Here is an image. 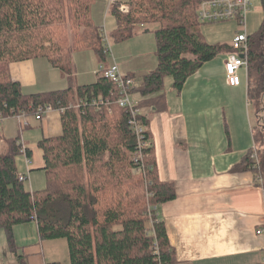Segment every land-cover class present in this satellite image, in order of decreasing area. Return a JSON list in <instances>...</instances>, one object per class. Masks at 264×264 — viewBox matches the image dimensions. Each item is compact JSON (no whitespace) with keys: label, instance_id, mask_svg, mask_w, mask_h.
<instances>
[{"label":"trees","instance_id":"16d2710c","mask_svg":"<svg viewBox=\"0 0 264 264\" xmlns=\"http://www.w3.org/2000/svg\"><path fill=\"white\" fill-rule=\"evenodd\" d=\"M94 1L0 0V115L35 117L37 108L48 104L65 109L62 134L37 142L44 163L40 168L46 173V186L41 190L27 189V176L23 173L25 179L19 180L15 167L14 158L21 153L17 141L28 121L25 126L17 122L14 137L5 138L0 127V139L6 142L0 152V229L14 253L18 247L13 226L35 221L40 239L66 240L69 264H159L157 257L166 264L173 260L172 249L156 207L174 198L173 183L156 175L152 147L146 150L145 175L132 173L129 153L135 147V137L127 124V111L115 102L118 90L112 81L100 74L93 83L72 84L73 51L91 50L99 61L106 59L102 26L91 16ZM202 1L127 0L126 13L119 11V0L109 5L108 12L115 20L109 36L115 42L132 38L139 25L155 26L157 66L131 90L139 95L138 105L161 110L166 77L179 92L205 62L234 51L230 43L204 39L197 18ZM261 6L263 17L258 28L247 34L246 53L254 146L234 169L256 173L264 194V120L259 121L264 111V0ZM34 57H45L59 68L69 85L48 92H23L19 82L12 80L9 64ZM99 97L110 100V109L96 110L90 104ZM139 121L147 123L142 116ZM145 135L149 137L146 129ZM25 153L31 156L27 146ZM149 216L153 220L148 227Z\"/></svg>","mask_w":264,"mask_h":264},{"label":"crops","instance_id":"0c3cea01","mask_svg":"<svg viewBox=\"0 0 264 264\" xmlns=\"http://www.w3.org/2000/svg\"><path fill=\"white\" fill-rule=\"evenodd\" d=\"M253 2L246 16L250 26L255 27L254 32L263 11L261 5L259 9ZM146 28L149 32L153 30L151 25H141L138 33ZM237 31H240L238 23L226 40L215 42L229 45ZM128 42L124 41L127 45L122 69L133 82L140 77L133 85L136 87L144 74L156 68L157 57L155 55L149 64L144 58L133 60ZM81 51L87 50H76L71 55L74 87L93 83L101 74L94 70L97 76L93 80L85 81L79 76L77 78L83 82L77 81L76 67L85 61L77 55ZM224 59L223 52L205 62L186 79L179 92L171 86L168 92L165 89V106L161 110L139 105L141 116L147 120L146 125H142L148 131L156 175L162 181L172 182L175 190L174 198L156 207V216L164 222L172 249L173 260L166 264L264 263V232L258 233L264 227L263 188L253 171L234 169L254 146L255 120L247 98V73L241 71L240 83L229 85L225 79ZM104 61L106 64L102 63ZM104 61H99V65H110V60ZM146 64L148 68H142ZM9 73L25 93L48 92L69 85L61 70L45 57L11 62ZM130 92L133 96L130 97L138 101L139 95ZM61 115L59 109H52L41 119L30 118L32 123L29 119L27 128L40 133L38 140L60 136ZM37 142H26L32 157L28 169L44 165ZM13 237L21 251L13 255L22 256L23 259L18 260H26L24 264L59 262L44 252L45 240L40 239L35 221L14 225ZM4 259L0 252V264L6 263Z\"/></svg>","mask_w":264,"mask_h":264},{"label":"rangeland","instance_id":"374dc122","mask_svg":"<svg viewBox=\"0 0 264 264\" xmlns=\"http://www.w3.org/2000/svg\"><path fill=\"white\" fill-rule=\"evenodd\" d=\"M113 3L114 0H96L93 2L91 6V16L92 20L95 24L104 27L105 32L108 36V44H109V51L106 53V58L110 61H108V64H111L112 62H115L118 65L119 73L122 76H126V73L123 71V65H124V46L127 44H124V41L115 42L111 40L109 33L110 31L115 27V20L113 16L108 12L109 5ZM121 2H125L127 0H119ZM255 3V7H260V0H252ZM124 4V3H121ZM250 19L245 18V32L246 34H249L253 32L255 27L250 26L249 24ZM141 26V25H139ZM151 27H155L154 25H151ZM237 22L235 20L231 21H217V22H209V23H201V32L203 34L204 39L209 43H216L215 41L218 40H226L231 33V31L236 29ZM138 28V27H137ZM140 31V30H139ZM130 45V50L133 51V60H141V58H144L146 62L149 64V61L151 59H155V39L153 32H139L136 35H134L132 38L128 39ZM126 41V40H125ZM83 58V60L80 63H78L76 67V78L79 76L83 77V80L90 81L93 80L97 73H94L95 71H98V65H99V59L96 57L95 54L91 50L87 51H81L79 54ZM89 55L91 58H89ZM112 61V62H111ZM103 64H106V62H102ZM131 63V62H130ZM132 64V63H131ZM148 64L144 65L142 68L147 69ZM134 65V64H133ZM136 65V64H135ZM122 66V67H121ZM80 72V73H79ZM100 74V73H99ZM140 77L134 78V83L139 82ZM78 82H83L80 79L77 78ZM171 83V78L166 77L165 78V89L168 92L169 86ZM133 93V92H132ZM130 96H132L130 92ZM75 109H78L77 106H75ZM253 119L254 116L251 114ZM32 119L31 117H27V120ZM30 119V120H31ZM264 120V111L261 112V117L259 118L260 122H263ZM32 123V120H31ZM1 132L5 138L7 137H14L17 135V129H18V123L17 120L13 117H7L2 122H0ZM34 128H25L21 130V139L25 142L29 143H36L38 141V138L41 136L39 134L34 133ZM20 139V138H19ZM6 142L2 139H0V152H3L6 147ZM129 153V159H130ZM25 158L26 153H19L15 156V167L18 174L24 173L27 176L26 181H24V186L32 191L35 190H41L46 186V173L43 168L35 167L33 170H29L25 165ZM32 158L31 156L29 157ZM34 160V158H33ZM32 160V162H33ZM131 161V160H130ZM132 173L135 175H138L132 168ZM149 224L150 226L153 217L149 216ZM43 250L46 254H49L54 258L55 260H58L60 264H69V258H68V249H67V243L64 238L62 239H46L42 245ZM0 252L2 253V256L5 264H14L15 262H25L23 257L19 256L18 258H15L13 255L14 252H11L8 248L7 240H6V234L3 229H0ZM20 250L17 249L16 253L20 254ZM21 259V260H18ZM28 259V258H27Z\"/></svg>","mask_w":264,"mask_h":264},{"label":"built area","instance_id":"2783aa9c","mask_svg":"<svg viewBox=\"0 0 264 264\" xmlns=\"http://www.w3.org/2000/svg\"><path fill=\"white\" fill-rule=\"evenodd\" d=\"M112 1H110L111 3ZM252 6V0H203L197 10V18L201 23L217 22V21H227L235 20L238 23L240 31H237L230 41V45L234 51L228 53L224 59V71L226 82L235 86L241 81V71L247 73V58L246 53L248 50V39L245 32V18L247 12ZM119 11L126 13L129 9L127 4H120L118 7ZM102 42L105 45L106 53L109 51L108 36L105 32L104 27L101 28ZM98 71L110 81H112L118 90V95L116 98V103L125 108L127 111V124L135 137V147L130 154V160L133 163V170L137 174L145 175L146 164L145 158L148 157L146 150L151 146L150 140L145 135V128L139 121L141 116V110L138 105V101L130 97V91L134 87V82L130 77L122 76L119 73L118 65L113 62L109 66L99 65ZM108 98L99 97L91 101V105L99 110L102 107L109 108ZM79 107V104L77 105ZM54 109L51 105L40 106L37 108L35 117L38 118L45 115L49 111ZM59 110L63 113L64 108L61 107ZM20 123L22 126L27 124V115L24 113H16L12 116ZM7 117L0 115V122H2ZM17 143L21 146L20 152L25 153L26 142L20 139ZM255 162L257 163V158L255 154L253 155ZM30 164V158H25V165L28 168ZM151 168V166H149ZM19 180H24L25 176L23 173L18 174ZM259 179V178H258ZM260 180V179H259ZM152 223V222H151ZM264 232V227L258 230V233ZM155 254L158 253V246L154 244ZM159 264H162L157 257ZM264 264V263H262Z\"/></svg>","mask_w":264,"mask_h":264}]
</instances>
